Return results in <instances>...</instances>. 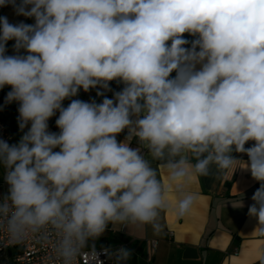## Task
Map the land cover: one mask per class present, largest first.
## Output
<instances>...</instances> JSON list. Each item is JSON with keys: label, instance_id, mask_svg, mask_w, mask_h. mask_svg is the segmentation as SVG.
<instances>
[{"label": "clouds", "instance_id": "9594fccd", "mask_svg": "<svg viewBox=\"0 0 264 264\" xmlns=\"http://www.w3.org/2000/svg\"><path fill=\"white\" fill-rule=\"evenodd\" d=\"M9 6L34 19L0 16V89L11 87L5 103L18 102L23 132L0 139L11 240L51 228L61 264H76L110 224L159 231L166 189L148 156L170 183L243 161L237 169L259 183L247 216L264 236V0H0ZM111 81L124 87L109 99ZM80 89L104 98L64 107ZM57 112L58 133L48 124ZM192 204L184 195L177 214ZM132 253L102 247L94 264H128Z\"/></svg>", "mask_w": 264, "mask_h": 264}, {"label": "crops", "instance_id": "0c3cea01", "mask_svg": "<svg viewBox=\"0 0 264 264\" xmlns=\"http://www.w3.org/2000/svg\"><path fill=\"white\" fill-rule=\"evenodd\" d=\"M0 10L1 16H7L10 23H34L33 18L17 16L10 6ZM185 38L190 41L194 39L188 34H185ZM6 47L7 55L16 54L13 44ZM21 54H24L23 50ZM123 87L122 83L111 81V91L104 95L111 99L113 93L121 91ZM98 90L103 91L90 89L83 93L79 90L77 96L64 100L63 106L67 107L73 99L101 103L104 96H97ZM9 91L10 86L0 89V122L7 125L12 134L10 144H14L19 142L23 132L18 124V102L5 103ZM58 116L57 112L48 121L49 131L59 132L55 124ZM27 130L26 127L24 132ZM126 134L127 130L119 134L118 142L123 141ZM138 146L137 140L133 139L130 147ZM143 150L147 155V150ZM233 154L247 160L246 155ZM147 158L166 189L165 207L160 210L156 221L160 230H154L151 224L138 222L125 224L123 230L122 224H110L107 231L94 242L95 248L126 243L125 247L133 252L128 264H264V236L254 230L255 221L247 216V206L252 203L251 196L259 183L251 178L250 173L237 169L243 166V161H238L228 170H218L213 165L206 176L192 175L182 183H170L163 162L152 160L150 156ZM192 162L195 163V160ZM3 179L4 169L0 165V196L8 193L9 186ZM188 194L193 196V204L187 213L179 216L176 212L177 202ZM188 247L192 253L187 252ZM85 248L94 249L92 242ZM8 251L2 253V257L10 264L12 254L8 257Z\"/></svg>", "mask_w": 264, "mask_h": 264}, {"label": "built area", "instance_id": "2783aa9c", "mask_svg": "<svg viewBox=\"0 0 264 264\" xmlns=\"http://www.w3.org/2000/svg\"><path fill=\"white\" fill-rule=\"evenodd\" d=\"M80 91L85 92L83 89H80ZM0 139L6 140L9 144L12 140V134L7 125L2 122H0ZM142 151L144 152V150ZM3 181L6 182L5 179ZM4 196H0V199ZM124 228L125 224H122V230ZM58 240L59 236L56 232L48 228L35 234H29L22 240L13 241L5 231L3 222H0V251L5 253L11 250L12 259L15 264H61L55 252ZM120 246L125 247L126 243L114 244L109 248H118ZM99 249L101 248L82 249L81 254L77 257L76 264H94V252Z\"/></svg>", "mask_w": 264, "mask_h": 264}, {"label": "water", "instance_id": "95a60500", "mask_svg": "<svg viewBox=\"0 0 264 264\" xmlns=\"http://www.w3.org/2000/svg\"><path fill=\"white\" fill-rule=\"evenodd\" d=\"M186 250H187V252H191V253H192V249H191V248L188 247ZM2 253H3V252L0 251V264L3 263V258L1 257ZM11 254H12V253H11V250H9V251H8V255H9L8 257H10ZM7 263H8V260H7Z\"/></svg>", "mask_w": 264, "mask_h": 264}, {"label": "trees", "instance_id": "16d2710c", "mask_svg": "<svg viewBox=\"0 0 264 264\" xmlns=\"http://www.w3.org/2000/svg\"><path fill=\"white\" fill-rule=\"evenodd\" d=\"M0 16H1V10H0ZM15 43V41H8L7 42V45H12V44H14Z\"/></svg>", "mask_w": 264, "mask_h": 264}, {"label": "flooded vegetation", "instance_id": "af4514ba", "mask_svg": "<svg viewBox=\"0 0 264 264\" xmlns=\"http://www.w3.org/2000/svg\"><path fill=\"white\" fill-rule=\"evenodd\" d=\"M1 257H2V255H1ZM2 258H3V257H2ZM2 264H8V263H7V262H5V261H4V259H3V263H2Z\"/></svg>", "mask_w": 264, "mask_h": 264}, {"label": "rangeland", "instance_id": "374dc122", "mask_svg": "<svg viewBox=\"0 0 264 264\" xmlns=\"http://www.w3.org/2000/svg\"><path fill=\"white\" fill-rule=\"evenodd\" d=\"M10 264H15V263L12 261V259H11V262H10Z\"/></svg>", "mask_w": 264, "mask_h": 264}]
</instances>
